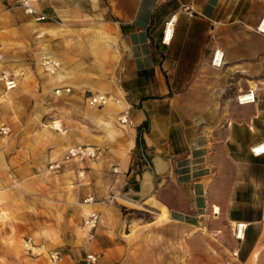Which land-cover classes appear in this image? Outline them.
Segmentation results:
<instances>
[{
	"label": "crops",
	"instance_id": "1",
	"mask_svg": "<svg viewBox=\"0 0 264 264\" xmlns=\"http://www.w3.org/2000/svg\"><path fill=\"white\" fill-rule=\"evenodd\" d=\"M95 1L38 0L33 6L49 20L37 22L35 17L25 13L17 0H0V54L3 56L0 70L19 68L30 73L36 55L60 60L64 65L62 72L72 74L73 78L63 86H54L49 77L47 90L44 84L42 90L45 95H52L53 90L59 88L72 89L70 94L63 92L57 104V108L63 110L62 122L71 131L57 141L62 143L61 149L83 143L96 144L103 148L106 158L112 150L116 155L112 161L122 172L129 169L131 151L136 147L143 158L148 155L151 163L155 157L160 158L167 170L158 178L174 180L183 187L187 197L180 205L161 200L160 206H156L159 216H162V208L167 207L171 221L193 225L206 214L203 212L213 209L216 214L223 212L230 224H247L245 238L239 240L238 249V256L246 264L260 251L264 206L257 207L253 197L264 196V188L239 186V183L224 188L219 177L223 164H232L238 171L246 170L249 165L250 171L264 160V155L254 157L251 153V148L264 144L259 135L263 129L264 108L257 93L256 104H238L225 116L213 100L237 99L247 82L250 87L251 83L264 82V35L255 30L249 32L243 26H237L235 31L233 25L240 21L230 22L231 12L223 0H107V4L105 0ZM90 13L95 18L93 26L81 28V20L90 17ZM171 21L174 34L169 42L165 41V30ZM91 28L99 31L94 42H73L69 37ZM42 31L45 38L41 36L37 40L35 36ZM86 44L95 47V52H87ZM217 50L225 55L221 68L212 64ZM91 59L93 64L87 65V60ZM34 81L30 73L28 81L13 90L10 97L13 100L22 97L24 102L41 97L40 85ZM33 82L37 83L34 87ZM229 87H233L234 95L226 94ZM87 91L121 98L125 108L89 107ZM2 92L4 88L0 85V94ZM17 102L21 106V101ZM16 105L12 111L19 112ZM107 108H111L115 117L110 127L106 126L107 118L103 116L97 121L87 118L90 110L101 113ZM126 109L130 110L129 121L122 125L118 119ZM15 119L19 120L17 115ZM147 120L149 128L142 134L144 143L139 145L138 129ZM2 127L12 130L10 137L0 136V169H6L9 168L7 147L14 146V132L20 133L22 129L10 127L0 119ZM44 131L49 134L47 128ZM30 132L26 135L33 146L38 145L33 128ZM53 152L43 157V165L57 161L53 160ZM16 158V154L13 155L10 162L18 163ZM106 158L86 166V180L76 187L83 200L89 196L96 198L100 193L97 188L102 185L100 168L105 167ZM156 162L161 170L160 161ZM77 168L74 162L59 173L69 180V186L76 179ZM49 173L42 176L47 179ZM34 178H30L31 185L39 176L34 174ZM108 190L111 186H105V191ZM72 201L77 202L78 198ZM96 206L81 204L84 216L91 211L100 213ZM250 212L259 214L249 217ZM48 222L44 220L45 225L38 227L39 230L43 232L48 228ZM95 235L88 244L83 235L79 243L81 246L84 243L86 253L105 255L104 264H110L112 260L106 252L119 248L116 236L99 230ZM59 239L71 243L65 236Z\"/></svg>",
	"mask_w": 264,
	"mask_h": 264
},
{
	"label": "rangeland",
	"instance_id": "2",
	"mask_svg": "<svg viewBox=\"0 0 264 264\" xmlns=\"http://www.w3.org/2000/svg\"><path fill=\"white\" fill-rule=\"evenodd\" d=\"M223 1L231 12L230 22L240 21L233 25L235 31L237 26H243L249 32H254V30L257 32V27L264 17V0ZM107 3L108 1L105 0V4ZM94 20L93 13H90V17L81 20L80 27H92ZM44 35L45 32L42 31L35 37L39 40L38 38ZM96 36H99V31L95 32L92 28L82 30L79 34L69 35L70 39L74 40L73 42L85 40L87 43L88 41L94 42ZM44 38L45 36L42 37V39ZM249 40L247 37V41ZM89 46L86 44L87 52L90 50L95 52V47ZM42 59L43 56L36 55V59L34 56L30 70V73L33 74V81L37 80L40 85L41 97H33L32 100L24 102L22 97L13 100L10 97L12 91L0 94V98L4 95L0 100V119L10 127L16 126L20 130L22 129L20 133L14 132V146L8 145L7 147L6 157L9 168L0 169V264H50L47 254L51 251L62 253L63 262L61 264H82L87 254L84 243L82 246L79 243L84 238L83 235L86 236L82 231L84 212L81 204L84 200L80 196L79 190L76 187L71 188L69 180H65L60 175L61 173H49L47 179L42 176L48 172L49 166L42 163L45 155L54 151L53 160L59 161L71 148L61 149L62 143L54 142L52 135L44 131L46 125L52 128L54 120H59L57 122L67 130L66 134L61 135V139L71 133L66 124L62 122L63 110L57 108V104L61 101V95H56V90H53L52 95H45L46 93L42 90L43 84L45 87L46 80L50 76L41 66ZM58 61L62 66L59 72H62L64 65L60 60ZM88 64H93L92 59L87 60ZM15 70L24 74L20 80L19 86H21L23 82L28 81L30 73L19 68ZM34 82L33 87L37 85ZM249 89L257 90L264 108V82L252 83L251 87L247 82L246 87L239 92V95L246 93ZM227 90L226 94L234 95L233 87H229ZM88 92L92 91H87L86 96ZM17 101H21V106ZM213 101L225 116L230 115L238 105V97L237 99L224 98ZM15 105L19 112L12 111ZM15 115L19 120L15 119ZM261 122L263 129L260 130L259 135L264 139V115L261 116ZM32 128L33 137L38 144L36 146H33L28 134L26 135V133H31ZM77 146L99 148L98 158L85 162L83 164L85 168L88 164L100 162L102 161L100 159L107 156L103 148L96 144L83 143ZM253 148H251V153ZM15 154L16 162H18L16 164L10 162ZM114 156H116L115 153L110 150L105 167L100 168L103 172L102 185L97 187L100 193L96 194L98 201L96 207L100 211V222L96 231L116 236L115 241L119 245V248L106 252L112 260L110 264H245L243 258L238 256L241 242L235 235L237 224H230L223 212L220 211L216 214L213 209L203 212L206 214L197 219L196 224L193 225L164 219L163 216H159L156 206H160L161 200L165 202L169 200L172 204L179 205L185 202L187 196L183 187L175 183L174 180L157 178L155 192L146 200L147 202L134 203L125 198L124 194L130 189L136 191L139 189L142 174L153 169L151 160L147 157L148 155L143 158L136 147L131 151L129 169L122 172L117 170L118 165L113 163ZM75 164L80 166V164ZM257 165L252 166L260 170L255 168V170L249 171V165H246V170L238 171L232 164H223L224 169L220 172L219 177L220 185L229 188L239 183V186L264 188V160ZM34 174H37L39 178L35 184L31 185L30 178H32L31 180L35 179ZM11 175L12 178L17 179L16 185H14ZM105 186H111V190L105 191ZM77 198V202L72 201L73 203H71V200ZM113 198L112 206L100 204ZM253 198L257 200V207L261 204L264 206L263 195ZM103 210H107L108 213H103ZM251 214L253 215L250 212L248 216L250 217ZM258 214L259 212L254 213L255 216ZM44 220L49 222L46 223L48 228H44L42 232L38 227L45 225ZM80 220H82L81 223ZM61 235L71 243L61 242L59 239ZM29 239H32L35 248L34 254L24 247V241ZM259 250L257 257L250 258L246 264H264V227ZM100 264H104V259Z\"/></svg>",
	"mask_w": 264,
	"mask_h": 264
},
{
	"label": "built area",
	"instance_id": "3",
	"mask_svg": "<svg viewBox=\"0 0 264 264\" xmlns=\"http://www.w3.org/2000/svg\"><path fill=\"white\" fill-rule=\"evenodd\" d=\"M18 4L27 15L35 17L37 22H46L49 20V17L42 15L37 8L33 6L35 2L38 0H17ZM171 27L170 36L168 37V31ZM257 33L264 35V17L262 18L260 24L257 27ZM174 34V26L173 22L167 23L166 30H165V41L167 38L171 41ZM225 55L220 50H217L213 57V66L216 68L223 67ZM3 60V56L0 54V61ZM41 66L44 71L50 75H56L59 73L61 69V63L53 59L51 57H43L41 61ZM23 72L14 70L11 71L9 69H2L0 70V85L3 86L4 92L8 93L13 90H16L20 85V80L23 77ZM56 95H62L63 92L66 94H70L72 92L71 88H59L56 89ZM4 97L1 96L0 100ZM257 90L249 89L246 93L238 96V104L239 105H253L257 103ZM112 96L103 95L94 92H88L86 100L89 106L94 108H104L111 103ZM114 101H119L114 98ZM130 110L126 109L122 112L120 116V121L122 124H128L129 121ZM53 129L56 131L66 134L67 130L63 127L61 123L57 121L53 122ZM11 133V129L9 127H2L0 128V135L7 136ZM263 153V154H261ZM99 148L92 147V146H74L67 150L66 154L64 155L62 160L53 161L48 166V171L53 174L61 173L65 170L66 167H69L74 162L80 164L76 171V179L71 184V188L80 187L83 185L84 181L86 180V168L83 164L87 161H93L98 158L99 156ZM252 154L254 157H260L264 155V144L257 146L252 149ZM261 154V155H260ZM14 185L17 184V179L12 178L10 176ZM114 203V198L106 203L102 202L100 204H105V206H112ZM84 205H92L98 204V201L94 196H89L84 199ZM100 222V213L96 211H91L84 216L82 231L84 232L85 236V243L88 244L95 239V232ZM241 224V223H240ZM240 224H237L235 235L238 240H243L245 238V233L247 230V224H244L243 235L240 236ZM24 247L26 250L31 251L34 254V247L32 243V239L24 241ZM48 260L50 264H61L63 262V255L60 251H51L47 254ZM103 255L101 253H87L85 259L82 264H100L102 261Z\"/></svg>",
	"mask_w": 264,
	"mask_h": 264
},
{
	"label": "bare ground",
	"instance_id": "4",
	"mask_svg": "<svg viewBox=\"0 0 264 264\" xmlns=\"http://www.w3.org/2000/svg\"><path fill=\"white\" fill-rule=\"evenodd\" d=\"M93 3H96V1L93 0ZM62 27H63V25H60L59 29H62ZM170 32H171V27L169 28V31H168V37L170 36ZM167 40H169V38H167ZM49 77H50V80H51V82L53 83L54 86H63V85L66 84V81H68V80L73 78L72 74L65 73V72H59L56 75H51ZM110 105H111V107H115L116 109H119V110H122V109L125 108L124 101H121V100L114 101L113 97L111 99ZM110 109L111 108H107L105 111H103L101 113H99L96 110H90L89 112H87V118H89L92 121H97L103 116V117L107 118V121H105L106 126L110 127L111 124H112V121L115 120V117H114V115H113V113H112V111ZM118 120L120 121V118ZM120 124H122L121 121H120ZM46 128H47L48 133L50 135H52V138L54 139V142H57L58 140H60L61 139V135H64L63 133H60V132L56 131L53 128H50L48 125L46 126ZM74 134L75 133H73L72 135H74ZM110 136L112 138L113 134L110 133ZM261 154H263V153H261ZM162 216H163L164 219H169V213H168V209L166 207L162 208ZM240 225L241 226H240V233L239 234H240V236H242L243 235V229H244L245 225H244V223H241Z\"/></svg>",
	"mask_w": 264,
	"mask_h": 264
},
{
	"label": "water",
	"instance_id": "5",
	"mask_svg": "<svg viewBox=\"0 0 264 264\" xmlns=\"http://www.w3.org/2000/svg\"><path fill=\"white\" fill-rule=\"evenodd\" d=\"M157 159L160 161L161 170L158 169L156 162ZM152 166V171L147 170L142 174L139 183V189L137 191L130 189L124 194L125 198L134 203H141L146 201L154 194L156 189L155 181L158 177L165 174V171L167 170V165L160 158L155 157L152 162Z\"/></svg>",
	"mask_w": 264,
	"mask_h": 264
},
{
	"label": "trees",
	"instance_id": "6",
	"mask_svg": "<svg viewBox=\"0 0 264 264\" xmlns=\"http://www.w3.org/2000/svg\"><path fill=\"white\" fill-rule=\"evenodd\" d=\"M149 128V122L148 120L138 129V144L142 145L144 141L142 140V134L144 131H147Z\"/></svg>",
	"mask_w": 264,
	"mask_h": 264
}]
</instances>
